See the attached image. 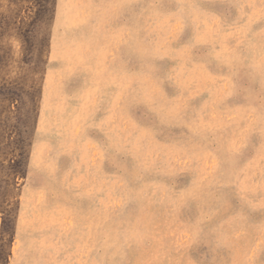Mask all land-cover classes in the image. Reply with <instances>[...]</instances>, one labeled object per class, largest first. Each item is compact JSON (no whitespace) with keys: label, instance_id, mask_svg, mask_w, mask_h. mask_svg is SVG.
I'll return each mask as SVG.
<instances>
[{"label":"rangeland","instance_id":"rangeland-1","mask_svg":"<svg viewBox=\"0 0 264 264\" xmlns=\"http://www.w3.org/2000/svg\"><path fill=\"white\" fill-rule=\"evenodd\" d=\"M262 210L264 0H0V264H264Z\"/></svg>","mask_w":264,"mask_h":264},{"label":"bare ground","instance_id":"bare-ground-1","mask_svg":"<svg viewBox=\"0 0 264 264\" xmlns=\"http://www.w3.org/2000/svg\"><path fill=\"white\" fill-rule=\"evenodd\" d=\"M244 33H245V32H244ZM244 57H245V56H244ZM229 77H230V76H229ZM260 85H261V84H260ZM261 88H262V87H261ZM218 107H219V106H218ZM215 110H216V109H215ZM239 120H240V119H239ZM237 122H238V121H237ZM138 196H139V194H138ZM140 198H141V197H140ZM249 199H250V198H249ZM250 201H251V200H250ZM250 201L247 202V201L244 200L245 203H246V202H247V203H250ZM251 206H252V205H251ZM159 210H160V208H159ZM162 210H163V209H162ZM186 210H187V209H186ZM186 210H185V213H186ZM249 210L251 211L250 206H249ZM253 210H254V209H253ZM191 211H192V210H191ZM255 211H256V210H255ZM255 211H254V212H255ZM262 211L264 212V210H262ZM252 212H253V211H252ZM189 213H190V212H189ZM196 214H197V213H196ZM191 215H192V213H191ZM197 215H198V214H197ZM238 215H239V214H238ZM186 216H187V215H186ZM227 216H228V215H227ZM229 216H230V215H229ZM229 216H228V217H229ZM188 217H189V216H188ZM235 217H236V216H235ZM235 217H234V218H235ZM249 217H250V216H249ZM225 218H226V217H225ZM237 218H238V217H237ZM242 218H243V217H242ZM244 218H245V217H244ZM223 219H224V218H223ZM223 219H222V220H223ZM251 219H252V218H251ZM239 220H240V219H239ZM242 220H243V219H242ZM245 220H246V218H245ZM248 220H249V218H248ZM232 221H233V220H232ZM237 221H238V220H237ZM217 222H219V221H216V223H217ZM240 222H243V223H240V224H245L244 221H241V220H240ZM246 222H247V221H246ZM248 222H249V221H248ZM252 222H253V221H252ZM223 223H224V222H223ZM235 223H236V220H235ZM249 223H250V222H249ZM249 223H247V224H249ZM236 224H238V223H236ZM240 224H239V225H240ZM247 224H246V226H247ZM229 225H232V224H229ZM160 226H161V225H160ZM246 226L244 225V227H246ZM231 227H232V226H231ZM233 227H234V226H233ZM241 227H243V226H241ZM248 227H249V226H248ZM223 228H224V227H223ZM238 228H239V227H238ZM250 228H251V227H250ZM250 228H249V229H250ZM156 229H157V228H156ZM216 229H217V228H216ZM234 229H235V228H234ZM246 229H247V228H246ZM236 230H238V229H236ZM43 231H44V230H43ZM216 231H217V230H216ZM242 231H243V229H242ZM250 231H253V230H250ZM213 232H214V231H213ZM227 232H228V231H227ZM246 232H247V231H246ZM230 233H231V232H230ZM235 233H237V231H236ZM247 233H248V232H247ZM249 233H251V232H249ZM228 234H229V233H228ZM244 235H245V234H244ZM82 238H83V237H82ZM232 238H233V237H232ZM235 238H236V237H235ZM241 239H242V238H241ZM244 239H246V238H244ZM244 239H243V240H244ZM239 240H240V239H239ZM239 240H238V241H239ZM246 240H247V239H246ZM247 241H248V240H247ZM234 243H235V242H234ZM237 243H238V242H237ZM239 243H240V241H239ZM240 244H241V243H240ZM243 244H244V242H243ZM232 245H233V244H231V246H232ZM229 246H230V245H229ZM231 246H230V247H231ZM236 246L239 247V245H236ZM227 247H228V246H227ZM233 247H234V246H233ZM249 247H250V246H249ZM251 247H252V246H251ZM263 248H264V247H263ZM216 249H217V248H216ZM242 249H243V248H242ZM245 249H248V248H245ZM238 250H239V249H238ZM251 251H252V250H251ZM231 252H232V251H231ZM239 252H240V251H239ZM261 252H262V251H261ZM219 253H220V252H219ZM233 253H234V252H233ZM228 254H229V253H228ZM230 254H231V253H230ZM245 254L248 255V252L245 253ZM249 254H250V253H249ZM261 254H262V253H261ZM198 255H199V254H198ZM198 255H197V256H198ZM226 255H227V254H226ZM232 256H234V254H233ZM244 256H246V255H244ZM239 257H240V255H239ZM240 259H241V258H240ZM257 259H258V257H257ZM198 260H199V259H198ZM201 260H202V258H201ZM203 260H204V259H203ZM251 261H253V260H251ZM198 262H199V261H198ZM200 262H201V261H200ZM229 262H230V261H229ZM243 262H244V261H243ZM256 263H257V262H256ZM223 264H224V263H223ZM243 264H244V263H243ZM246 264H247V263H246ZM262 264H263V263H262Z\"/></svg>","mask_w":264,"mask_h":264}]
</instances>
